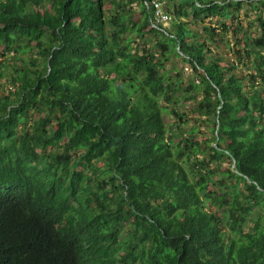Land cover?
<instances>
[{"label": "trees", "instance_id": "1", "mask_svg": "<svg viewBox=\"0 0 264 264\" xmlns=\"http://www.w3.org/2000/svg\"><path fill=\"white\" fill-rule=\"evenodd\" d=\"M154 1L0 0V264H264V0Z\"/></svg>", "mask_w": 264, "mask_h": 264}, {"label": "built area", "instance_id": "2", "mask_svg": "<svg viewBox=\"0 0 264 264\" xmlns=\"http://www.w3.org/2000/svg\"><path fill=\"white\" fill-rule=\"evenodd\" d=\"M154 7H155V19L157 22H160L163 25L166 24L167 22H171V16H169L164 12L161 3L155 0Z\"/></svg>", "mask_w": 264, "mask_h": 264}, {"label": "rangeland", "instance_id": "3", "mask_svg": "<svg viewBox=\"0 0 264 264\" xmlns=\"http://www.w3.org/2000/svg\"><path fill=\"white\" fill-rule=\"evenodd\" d=\"M246 13H249V14H251V15H254V13L252 12L251 13V11H249V10H247L246 12H244V14H246ZM170 25V22H167L166 24H164V26H166V27H168ZM225 48V47H224ZM226 49V48H225ZM216 51H217V49H216ZM179 66H182V64L180 63L179 64ZM188 66H185V72L186 73H189V72H191V70H190V68H187ZM186 109H187V107H186ZM193 123H195V121L194 120H192L191 121V124H193ZM199 124V123H198ZM200 126H201V131L202 132H205V134H207V135H210L209 134V131H208V128H207V125H204V124H202V123H200Z\"/></svg>", "mask_w": 264, "mask_h": 264}]
</instances>
